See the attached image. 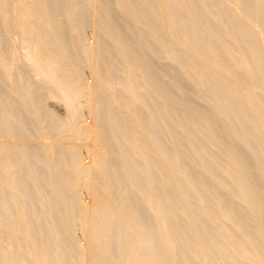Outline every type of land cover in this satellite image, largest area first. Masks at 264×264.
Instances as JSON below:
<instances>
[{
	"label": "bare ground",
	"instance_id": "bare-ground-1",
	"mask_svg": "<svg viewBox=\"0 0 264 264\" xmlns=\"http://www.w3.org/2000/svg\"><path fill=\"white\" fill-rule=\"evenodd\" d=\"M0 264H264V0H0Z\"/></svg>",
	"mask_w": 264,
	"mask_h": 264
},
{
	"label": "rangeland",
	"instance_id": "rangeland-1",
	"mask_svg": "<svg viewBox=\"0 0 264 264\" xmlns=\"http://www.w3.org/2000/svg\"><path fill=\"white\" fill-rule=\"evenodd\" d=\"M91 36V35H90ZM89 36V37H90ZM152 59H153V61L156 63V64H158L159 66L161 65V60L159 59V57H152ZM84 64V66H86V68H85V70H84V72H86L85 73V75H86V77H88V78H91V68L89 67V63H87V62H85V63H83ZM117 87H119V85L117 86ZM154 89V90H153ZM153 90V91H152ZM150 91H152V94H153V92H155V88L153 87H151V90ZM48 100V101H47ZM151 104V103H150ZM46 105L47 106H49V108L53 111V112H55V113H57L59 116H61L62 118L66 115V112H67V109H66V105H64V103L60 100V99H57V98H55V97H51V96H49V95H47V97H46ZM84 107L82 108V110L81 111H83L84 109V111H83V114L84 113H86L85 114V117H84V119L85 120H87V122H89L90 123V121H92V119L89 117V112L90 111H88V107H87V105H83ZM86 111H88V112H86ZM92 117V116H91ZM87 118V119H86ZM93 118V117H92ZM93 122V121H92ZM70 135H68V136H64V140H62V142L64 143V144H71V142L72 143H77V144H79V145H81V148H82V154H85V155H83V157L84 158H86L85 160H86V162L88 161V162H90L91 161V153H93L94 152V150H93V148L91 147V145L93 146L94 145V143H93V141L92 140H87V138L85 137H83L82 139H78L77 141H76V139H70V137H69ZM35 141H33V143H34ZM91 142H92V144H91ZM35 143H38V141H36ZM87 146H90V148H92V150L90 149V152H89V148H87ZM89 153V154H88ZM88 155H90V157L88 156ZM87 156H88V158H87ZM90 158V159H89ZM90 160V161H89ZM83 188V189H82ZM80 189V190H79ZM78 190L80 191V192H78V194H80L81 196H80V198L83 196V198H81V199H83V201L85 200V202H88V204H91V203H93L92 201H94V198H90V194H89V192L87 191V188L85 189L84 187H79L78 188ZM92 197V196H91ZM87 198V199H86ZM89 198V199H88ZM79 230V231H78ZM77 232H80V233H77ZM82 230H81V227L80 226H77V230H76V234H79V236H78V238H80V239H83L84 238V236H82ZM75 234V235H76ZM83 237V238H82Z\"/></svg>",
	"mask_w": 264,
	"mask_h": 264
}]
</instances>
